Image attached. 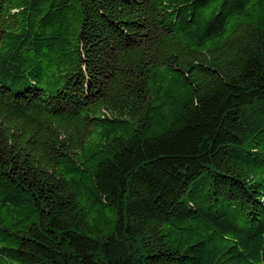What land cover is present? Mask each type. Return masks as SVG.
<instances>
[{
    "label": "trees",
    "instance_id": "trees-1",
    "mask_svg": "<svg viewBox=\"0 0 264 264\" xmlns=\"http://www.w3.org/2000/svg\"><path fill=\"white\" fill-rule=\"evenodd\" d=\"M0 264H264V0H0Z\"/></svg>",
    "mask_w": 264,
    "mask_h": 264
}]
</instances>
